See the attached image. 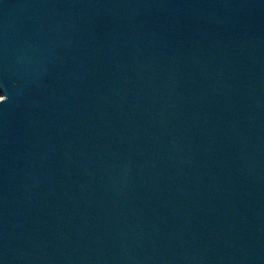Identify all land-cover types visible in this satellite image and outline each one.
<instances>
[{"label":"water","instance_id":"1","mask_svg":"<svg viewBox=\"0 0 264 264\" xmlns=\"http://www.w3.org/2000/svg\"><path fill=\"white\" fill-rule=\"evenodd\" d=\"M0 264H264V0H0Z\"/></svg>","mask_w":264,"mask_h":264}]
</instances>
